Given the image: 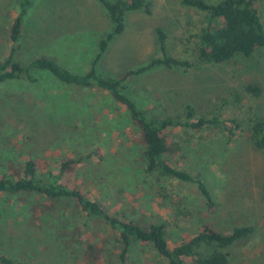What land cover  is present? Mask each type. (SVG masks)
<instances>
[{"label": "rangeland", "instance_id": "obj_1", "mask_svg": "<svg viewBox=\"0 0 264 264\" xmlns=\"http://www.w3.org/2000/svg\"><path fill=\"white\" fill-rule=\"evenodd\" d=\"M23 1L21 37L13 44L9 31ZM147 1L148 13L126 15L125 29L109 43L97 63L98 72L115 76L159 57L157 28L166 35L170 56L188 58L203 18L180 0ZM258 8L264 27V0H259ZM109 27L97 0H0V60L11 57L27 64L46 57L84 71L96 53L98 37ZM38 76L33 83L26 79L0 83V163L34 159L40 173L55 177L60 161L93 152L70 175L58 177V184L81 189L114 216L124 214L145 223L165 218L171 245L207 224L225 234L234 227H251L247 238L228 249L229 264H264V158L246 135L227 141L220 129L173 133L172 165L199 175L213 200L209 208L194 186L182 185L183 192L193 195L194 204L189 216L175 218L155 201L154 190L128 154L125 124L116 121L122 108L115 112L116 105L105 93L66 86L44 73ZM250 83L261 88L258 97L245 95L244 86ZM233 91L243 93L241 108L223 104L231 102ZM129 93L158 117L180 114L186 107L197 114L220 111L223 118H246L250 113L264 117V48L249 58L239 56L197 70L154 67L132 80ZM23 210L14 197L0 196V254L30 264H83L80 247L64 246L47 234L50 231L27 229ZM65 213L87 239L97 233L108 239L103 264H115L118 247L113 230L103 222L71 215V207ZM128 261L166 264L139 243L131 246Z\"/></svg>", "mask_w": 264, "mask_h": 264}, {"label": "trees", "instance_id": "obj_2", "mask_svg": "<svg viewBox=\"0 0 264 264\" xmlns=\"http://www.w3.org/2000/svg\"><path fill=\"white\" fill-rule=\"evenodd\" d=\"M97 2L106 13L110 27L98 37L96 53L87 69L73 71L46 57L36 58L27 64L14 62L9 57L0 60V83L17 79L33 83L40 73H44L66 86L107 94L117 107L115 112L120 108L123 110V114L118 113L116 121L125 124L128 154H132V159L138 163L147 179L148 188L154 190L155 201L164 213L175 218H185L191 214L193 195L183 192L182 185L194 186L206 205L212 208V195L204 180L199 175L172 165L173 133L177 130L194 133L205 128L220 129L227 141L244 134L264 158V117L250 113L246 118H223L220 111L197 114L190 107L174 116L158 117L139 106L130 95L129 87L135 77L154 67L197 70L206 65L223 64L239 56L249 58L256 50L264 48L259 0H180L183 6L203 18L199 31L194 35L195 47L188 58L170 56L166 50V35L157 28L155 35L160 56L146 66L115 76L98 72L97 63L109 43L124 31L126 15L141 10L148 13L150 3L147 0ZM21 5L9 31L13 44L18 43L21 37L26 2L23 1ZM243 91L252 97L261 94V88L253 83L244 86ZM230 96L231 102L224 100V106L241 108L243 93L233 91ZM92 155L94 153L90 152L60 161L55 177L51 173H40L38 161L34 159L22 163L7 159L0 163V196L14 197L19 207H23L25 227L37 232L50 231L47 234L55 235L64 246L80 247L83 264H103L109 241L100 233L94 234L92 240L87 239L73 222L67 220L65 208L68 207L72 209L71 215L103 222L113 230L118 247L115 264H129L128 253L135 243L149 246L154 255L166 264H187L188 260L192 264H229L228 249L247 238L252 231L251 227L238 226L225 234L207 224L186 240L171 245L169 225L165 218L145 223L139 219H128L124 214L114 216L81 189L58 184V177L70 175L77 165L89 161ZM262 198L264 200V184ZM0 264L30 263L0 254Z\"/></svg>", "mask_w": 264, "mask_h": 264}]
</instances>
